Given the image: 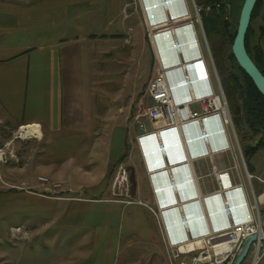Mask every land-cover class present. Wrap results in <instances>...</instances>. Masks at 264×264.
<instances>
[{
  "label": "crops",
  "instance_id": "0c3cea01",
  "mask_svg": "<svg viewBox=\"0 0 264 264\" xmlns=\"http://www.w3.org/2000/svg\"><path fill=\"white\" fill-rule=\"evenodd\" d=\"M122 4V0H0V129L16 130L37 124L41 134V138L31 140L32 143L28 140L21 149L19 157L23 163L17 168L19 184L10 181L14 177L9 174L10 168L0 162V188H18L28 198L54 206L50 218L57 231L75 227L70 220L76 216L77 226L92 220V243L86 235L78 240L72 254L65 253L63 240L50 245L51 252L59 251L62 259L65 255L89 264L101 262L111 253L105 244L108 229L111 230L107 220L112 211L131 206L139 209L143 229L127 235L124 249L141 247L146 252L145 264H152L156 254L166 262L160 219L149 210L154 211L155 207L140 198L138 171L133 161L138 162L147 182L148 178L139 151L138 160L130 161V167L125 166L128 181L131 168L135 177V197L127 203L112 195V181L123 156L125 139L122 143L120 132L116 141V132L121 129H107L105 114L101 116L98 112L97 56L116 38L115 31L107 32L122 17ZM114 119L115 116L110 120ZM222 157L231 164L230 154ZM209 167L206 160L193 163L197 175L207 172ZM27 172H33L34 177L22 179ZM39 178L47 183L42 185ZM53 184H59V188H53ZM199 186L203 194L212 189L207 183ZM89 204L108 206L109 210L82 212L81 208ZM70 205L79 209L70 212ZM57 236L56 232L54 241ZM95 244L97 248L98 244L101 246L96 256ZM114 256L115 253L113 259ZM56 258L52 264H58ZM8 263L2 253L0 264Z\"/></svg>",
  "mask_w": 264,
  "mask_h": 264
},
{
  "label": "rangeland",
  "instance_id": "374dc122",
  "mask_svg": "<svg viewBox=\"0 0 264 264\" xmlns=\"http://www.w3.org/2000/svg\"><path fill=\"white\" fill-rule=\"evenodd\" d=\"M187 1L190 6V0ZM193 1L197 7L202 9H205L207 6L211 8L212 6V4H205V0ZM130 2L131 0H122V13L133 11L132 7L126 8V5ZM240 3L241 0H228L227 3H221L223 9L225 6L228 8V10L226 8L224 9L227 11V14H224L223 17H227V20L232 24H236L239 19L238 14H240L242 7V5L240 6ZM228 4L231 5V8L228 7ZM82 10L85 11L86 8L82 7ZM130 14L131 15H127V18H119L114 27L109 28L107 34L114 33L115 31L117 35L113 42L106 44L105 48H103V52L101 53L102 55L99 54V56H97V68L99 75L96 79V99L100 101L98 112L101 116L105 114L107 129L115 127L120 128L122 131H117L116 136L121 132L122 143L125 139L123 149L124 157L121 159L118 166L122 165L129 167L131 166L130 161L136 159L138 160L139 149L136 147L137 144L134 137L138 135L139 130L134 124V120L136 115L142 112L145 106L148 105V99L144 96V91L146 89V84L151 77L154 63V56L146 38L141 17L135 13L130 12ZM206 16L208 15L202 13V20ZM196 30L199 35L201 48L204 53H206L204 43L200 35V30L197 26ZM207 42L216 73L222 85L223 97L226 106H228L224 91L226 90L225 79L228 71L235 70L233 67H230L229 62L226 59L229 56L231 46L226 45L224 50H222L223 54L221 60L227 69L226 72L225 69L221 67V57L218 55L221 43L208 36ZM256 43L260 46L262 52L264 53V42L259 43L256 40H252L250 46L253 44L256 45ZM205 59L208 63L207 55L205 56ZM208 66L211 72L213 84L216 87L213 69L209 64ZM113 116H115V119L110 120ZM229 116L230 118L232 117L231 113H229ZM146 127L149 128L148 125H146ZM233 127L239 142L240 151H242V149L246 146L255 144L259 137L263 138V136L252 134L248 126L243 122H239V124H235ZM5 129H8V134L7 132H5V134L0 133V154H4L2 158L3 161L0 162L4 163V167L10 168L9 174L14 176L10 181L19 184L17 181V168L23 163V159L20 158L19 155L22 153L21 149L28 144V140L31 141L33 139L23 140L16 138L15 133L17 129L14 130L12 127L2 128L0 131H5ZM231 130L233 131V129ZM117 138L118 136L115 137L116 141ZM29 143H32V141ZM8 153H10L11 156H9ZM246 160L250 173L254 176V179L251 182V188L244 179V186L247 195L249 196V200L252 203V193L257 196L261 194V192H264V183L261 181H264V149L259 148L250 157H247ZM133 162L136 164L138 171L137 177L141 188L140 198L147 205L154 207L150 188L148 186L149 184L146 179H144V175L142 174L141 169H139L140 165L138 162ZM31 176L34 177L33 172H27V175H23L22 179L24 177L30 179ZM258 178L261 180L259 181ZM0 190H2L0 191V255L2 253L6 255V260L9 261L8 264H52L53 259L56 258L55 256H57L56 259H58V264L61 262H64V264H89L86 260L79 262L77 259H69L67 258L69 256L65 255V258L62 259V255L59 251L56 253L51 252L52 250H50V245L52 242L54 245H58V242L60 243L61 240H63L67 248L65 253H74V248L78 246V240L83 239L86 235L90 237V241L94 240L92 220H88L87 224H84V226H77L78 220L76 216L74 220H70L71 222L73 221L74 225H76L75 227L64 230L58 229L57 231L51 223L52 218H50V213L52 212L51 209L54 206H50L47 202L36 201L33 198H28L24 195V190H19L18 188L6 190L5 187H1ZM37 192L41 194L43 193L42 190ZM70 206V212L75 209L76 211L79 209L77 205ZM259 208L262 216L264 204L259 206ZM108 210L109 207L104 205L89 204L81 208L82 212L88 211L90 213H100L102 211L107 212ZM107 222L109 223L111 230L108 229L109 235L107 236V242L105 245L111 249V253L109 255H105L103 261L98 263L94 261L92 264H145L144 260L146 258V252L141 247H134L130 251L124 249L127 241V235L131 231H140L143 229L139 209L131 206L125 210L121 208L120 211H112V215L109 217ZM56 232L58 233V236L56 237L57 241H54L53 237ZM97 250H101V246L99 244L98 248L95 244V256ZM114 253L115 256L113 259ZM126 253H128V258L125 260L124 257ZM252 261L253 255L252 252H249L242 264H252ZM152 264H166V262L160 255L156 254L153 258ZM257 264H264V254Z\"/></svg>",
  "mask_w": 264,
  "mask_h": 264
},
{
  "label": "built area",
  "instance_id": "2783aa9c",
  "mask_svg": "<svg viewBox=\"0 0 264 264\" xmlns=\"http://www.w3.org/2000/svg\"><path fill=\"white\" fill-rule=\"evenodd\" d=\"M158 1L163 5L164 8L165 1ZM175 1L176 2H174V7L172 9L182 11L179 15L186 16L182 19L177 18L174 20L179 26L178 29H181L183 25L190 28L189 35L191 37V41L185 49V52H181V61L178 58L179 62H176L175 64L171 63V66L164 67L162 65H165V61H162L160 59V62L158 63V60L154 58L151 77L148 80L146 89L144 91V96L148 99V105L145 106L142 112L136 115L134 120V124L139 130L138 135L135 137V141L137 146H139L138 149L140 151V156L143 164L144 166H147V162L145 161V156L147 155L146 148H151L154 150V147L145 145V141L148 138L155 136V134L159 132L167 133L171 131L178 133L182 129L186 131L187 125H192V127L189 128H192L193 130H195L197 127L204 145V147L202 146V149L199 148V145L196 146L195 150L192 152L191 148L194 145L191 146L189 144L188 132L178 137V140L181 142V146L183 148L182 155H184L185 153L187 155L186 157H190L192 159V161L190 162L194 163L197 161L206 160L210 163L209 170H213V160L217 155L230 154L231 157L234 158L235 154H237L239 156V159L242 161L241 151L236 143L232 142L230 132L229 136L226 134L227 129H232V127L230 122L227 126L228 120H230V118L225 110L226 103L223 97V91L219 87L218 75L213 68L211 52L206 47L205 39L201 36L207 57L210 62V67L213 69V76L216 87L213 84L209 66L203 56L199 38L196 37V33L192 30V28H194V26L192 27L193 23L199 24V22H196V17L198 16V12L196 10L197 6L192 3L191 0L190 6L187 0ZM136 2L138 6L136 5ZM222 4L215 3L212 4L211 7L218 8ZM143 6L145 10H148L146 4H143ZM127 7H132V10L141 9L139 0H131V2L126 5V8ZM189 7H192L194 9V14H192V10L189 12L186 11V9ZM225 8L227 7L225 6ZM209 9L210 7L207 6L206 10ZM152 23L153 22H151V24ZM148 29L157 32L156 34H161L157 28L151 29L150 25ZM175 32H177V30ZM167 33L171 34V32ZM170 40L173 43H176L174 38H171ZM176 44L180 45V48H183L180 43ZM171 73L173 74V82L172 79L169 82ZM179 74L181 76H179ZM146 125H148L149 128H147ZM27 131L28 129L26 128V126H21L17 128L15 137L23 140L39 139V137L37 136V131H34L32 135L27 133ZM148 133L152 134L146 135ZM211 135L214 137H218V142L214 143V145L218 144L221 145V147H217V150L211 149V146L206 144L207 137ZM157 146L159 150L164 151V145H162V143H157ZM187 149H190V152H188ZM3 155L0 154V161H3ZM8 155L11 156L10 153H8ZM160 158L162 161L165 160V158ZM180 161L181 160H177L176 163H174L173 167H169L171 169L170 171L172 173L179 172L178 175L181 178V175L184 174L183 169H188L187 172H189L190 175V171L188 168L189 162L185 161L184 165H181ZM171 163L166 164L167 167L170 166ZM233 167L230 166L232 175L236 180L234 186L231 188L223 187L222 189L218 190L217 193L212 192L211 194L207 195V197H210L208 198V200L210 202V209L212 210V216L210 217H214L211 219L213 223V226L211 225V227H213L212 230L208 228L207 232H204V225L200 227V223L203 217L201 218V220L196 218V216L200 218L202 212V210L200 211L201 206L199 205L197 199L189 204L186 203L182 205L183 209H187L188 213L186 215L189 216V221L190 215L193 216V218H191V221L197 226L196 229H188V231L186 232L187 237L182 240L177 239L182 235L179 232H176V229H174V226L178 224L177 220L175 221V225L171 226V218L168 217L166 220L163 217L161 218V207H159V205L157 207L154 204V211L152 210V208H149V210H151V212H153L154 215H156L160 219L167 264H232L237 250L240 248L245 238L251 235L258 236L257 241L251 244L249 251L252 252L253 255L252 264H257L259 262L262 255L264 254V238H260V235L262 234V232H264V223L262 222L263 220L259 208V206H262L264 204V199L260 200V197H263V195L259 194L256 196L254 193H252L251 197L253 201L258 203L259 205L253 206V211H251L250 206L248 205L249 196L247 197V192L245 191L246 189L244 190V187H241V183H239L240 181H242L241 175L236 166L233 165ZM157 169H161V179L164 180V183L161 184L163 186L166 185L168 191H171L170 188L175 190L177 178L172 175L168 176L169 174L167 173L166 166L164 164ZM146 173L149 180L150 177H152V174L147 169ZM193 177L196 178V175L194 174ZM39 180L41 181L42 185L47 183V180H45L44 178H39ZM158 187L159 186L156 184L155 186H153V189H158ZM192 187L194 189V194L196 193L195 197L203 196V194H201L200 192L199 187L196 188L194 187V185H192ZM53 188H59V184H53ZM158 190L160 191V187ZM233 192H238V196L241 198L237 199L238 206L240 207L234 209L230 213L229 208H227L226 202L225 205L224 203H222L224 205V208H222L221 195H224L223 197L225 201L235 204L236 196L232 197ZM172 193L175 195V199L177 200L176 203L178 202V200L180 201V193L178 194V197L176 196L175 192ZM187 193L188 192H186L185 194ZM154 194H156V191H154ZM112 195L117 199L124 200V202L127 203L131 201L129 193L128 174L125 166L120 165L116 169L112 184ZM165 200H167V197H165L164 201ZM215 200H221L219 205L220 210L222 212L226 211L227 213L226 215L217 214V217L219 218L218 222L216 221L217 217L214 216L216 214H214V209L212 207V201ZM157 203L159 204V202ZM197 205H199L198 211L196 207ZM185 206L188 207L185 208ZM237 216L239 217V219L237 218L238 221H236ZM183 219L185 221V216L182 217V220ZM186 222L187 221H185V223ZM167 227L169 228V231ZM169 232L171 233V236Z\"/></svg>",
  "mask_w": 264,
  "mask_h": 264
},
{
  "label": "bare ground",
  "instance_id": "6f19581e",
  "mask_svg": "<svg viewBox=\"0 0 264 264\" xmlns=\"http://www.w3.org/2000/svg\"><path fill=\"white\" fill-rule=\"evenodd\" d=\"M165 1V7L163 8V5L159 3L158 0H139V3L141 5V9H135L133 11H129V12H125L122 13V17H126L127 15H131V13H135L137 15H139L141 17L142 20V25L145 29V33H146V38L151 46L152 49V54L154 56V58L156 60H158V63L160 62V59L162 61H165V65H162L164 67L166 66H171V63L175 64L176 62H179L178 58L181 61V52L184 53L185 49L187 48V46L189 45L190 41H191V37H190V28L186 27L185 25L182 26L181 29H178L179 26L176 23V21L174 19L180 18L182 19L184 16L179 15L182 11H178L176 9H172L174 7V2H176L175 0H164ZM192 3H194L193 0H191ZM161 2V1H160ZM143 4L147 5L148 10L144 9ZM136 5L138 6L137 2ZM195 7V6H194ZM225 9V8H224ZM222 8V5H220L218 8L215 7H211L209 10L202 9L197 7L196 10L198 12V16L196 17V22L198 23H193L192 27L194 26V28H192V30L196 33V37L199 38V35L197 33L196 30V26L199 28L201 36L205 39V44L206 47L208 48V50H210L208 42H207V36L204 30V26H203V20L201 18V14L204 13L205 15H209L212 12L214 13H219L220 11H222L223 15L227 14V11L224 10ZM228 10V8H226ZM192 10V14L195 13L194 9L192 7H189L186 9L187 12ZM189 15V14H187ZM225 20H227V17H224ZM151 22H153L151 24ZM149 25L151 27V29H158L159 32L161 33L156 34L157 32H154L153 30L151 31L149 28ZM162 27V28H160ZM148 29V30H147ZM177 30V32H175ZM152 32V33H151ZM167 32H171V34H168ZM189 35V36H187ZM174 38L176 43H180L181 46L183 48H180V45L173 43L170 39ZM180 48V49H179ZM206 52V51H205ZM203 56L205 58V56L207 55L206 53H204V51L202 50ZM208 58V57H207ZM206 60V59H205ZM212 60V57H211ZM207 62V61H206ZM213 63V60H212ZM210 65L209 59H208V63ZM175 66V65H174ZM206 67V66H205ZM172 68V67H171ZM207 68V67H206ZM213 68L216 72L214 63H213ZM194 71V69H193ZM171 78H169V82L172 79L173 82V74H170ZM179 76H181L179 74ZM219 87L222 89V85L220 83L219 80ZM225 110L226 112L230 113L228 106H225ZM227 115V117H228ZM230 118V116H229ZM232 118V117H231ZM228 120L227 126L229 125V122L231 124V127L233 129V131L229 128V130L227 129V135L229 136V132L231 134V138H232V142H235L236 145L239 147V142L236 136V132L234 129V123H232L233 120ZM192 125L188 126L187 125V130L185 131L184 129H182L181 131H179L178 133L175 132H159L156 133L155 136H152L150 138H148L145 141V145L154 147V150L151 148H146L147 151V155L145 156V161L147 162V166H145V168L151 172L152 177H150V179L148 180L149 182V186H150V190L151 193L153 195V201L154 204L158 207H161L160 210V215L161 218L163 217L165 220L169 217L171 218V226L175 225V221L177 220L178 224H176L174 226V229H176V232H179L182 236H180L177 239H185L187 237V231L188 229L192 230V228L196 229L197 226L196 224H194L191 221V218H193V216L190 215V221H189V216L186 215L187 209H183L182 205L186 204V203H191L193 202L195 199H197L199 205L201 206L200 211L201 212V217H197L198 219L201 220V218L203 217L201 223H200V227H203V231L207 232V229L210 228L212 230L213 227H211V225L213 226V223L211 221L212 218L214 217H210L212 216V210L210 209V202L208 200L207 195L213 193H217L218 190L224 188H228V187H233L235 182H234V178L230 169V166L233 167V165L236 166V168L238 169L240 175H241V179L242 181H240L239 183H241V187H244L245 190V186H244V181L247 180L248 181V185L252 186L251 182L254 179V176L250 173L249 167L248 165L245 163L244 158L242 159V161L238 158L237 154H235L234 158L231 157V164H227L224 162V159H222L223 155H217L214 160H213V170H208L207 172L202 171L201 174L197 175L194 173V168H193V162L192 159L190 157H186L187 155L184 153L183 154V148L181 146V142L178 140V137L180 135L186 134L188 132V140H189V144L192 146L191 151L193 152L196 148V146L199 145V148L202 149L203 145V140H201L199 131L196 127L195 130H193ZM26 128L28 129L27 133L29 134H33L34 131H37V136L41 138V134H40V127L37 124H31V125H27ZM178 131V130H177ZM213 131V130H212ZM152 133H148L146 135H150ZM154 135V134H153ZM198 138V139H197ZM198 141V143H197ZM209 142V143H208ZM218 142V137H214V136H208L206 139V144L211 146V149H216L217 147H221V145H214V143ZM157 143L160 144L162 143L164 151L159 150ZM139 147V146H138ZM217 150V149H216ZM188 152H190V149H187ZM185 156V157H184ZM165 158V160H161V158ZM177 160H181L180 164L184 165L185 161L189 162V171H190V175L188 169L184 170V174L180 176L178 175V173H172L169 167H173L174 163H176ZM198 160V159H196ZM173 162V163H171ZM170 164V166L167 167L166 164ZM165 165L166 166V170L167 173L169 174L168 176H174L176 177V184H175V190H173L172 188L171 191H168V188L166 187V185H162L161 183H164V180L161 179L162 174H160L161 169H157L159 168L161 165ZM234 168V167H233ZM217 172V173H216ZM188 173V174H187ZM147 174V173H146ZM194 174L196 175V178L193 177ZM215 174V175H214ZM148 178V176H147ZM168 178V177H167ZM245 179V180H244ZM46 180V179H45ZM152 180V181H150ZM179 180V182H178ZM258 180L260 181L261 179L258 178ZM159 181V182H156ZM246 181V182H247ZM262 183L264 182L263 180H261ZM202 183H207V184H211L212 185V189L206 193H201L203 194L202 197H198L196 195V193L194 194V189L192 187V185H194V187H200L199 185H201ZM158 185L160 187V191L157 188L153 189V186ZM188 184V186H187ZM195 188V190H196ZM154 191H156V194H154ZM166 191V192H165ZM246 191V190H245ZM175 192L176 196L178 197V194L180 193V201L178 200V205L176 203V199H175V195L172 193ZM186 192H188L187 194H185ZM201 192V191H200ZM129 193H130V188H129ZM261 194L263 195V197H260V200L264 199V192H261ZM167 195V196H166ZM247 195V194H246ZM224 195H221V200L220 201H212V207L214 209V215L215 217H217V214H224L226 215V211H221L220 210V202H221V206L222 208H224L225 202L227 203V208H229L230 213L231 211H233L236 208H239L240 206H238V201L237 199H239L240 197L238 196V192H233L232 193V197L236 196V200H235V204H233L232 202H227L224 200ZM165 197H167V200L164 201ZM248 197V195H247ZM131 199V197H130ZM241 199V198H240ZM184 200V201H182ZM253 200V199H252ZM236 201H237V205H236ZM248 205L250 206V210L253 211V206H258L259 204L256 203L255 201H252V203L249 200L248 197ZM159 202V204L157 203ZM224 203V205L222 204ZM197 205V211L198 206ZM188 206H185V208ZM240 212V210H239ZM203 215V216H202ZM171 216V217H170ZM185 216V221H187L185 223L184 219L182 220V217ZM239 219V217L237 216L236 219ZM238 219L236 221H238ZM216 221H219V218L217 217ZM169 225V224H168ZM168 228V227H167ZM169 231V228H168ZM170 233V232H169ZM171 236V233H170ZM165 239V237H164ZM219 243V242H217Z\"/></svg>",
  "mask_w": 264,
  "mask_h": 264
},
{
  "label": "trees",
  "instance_id": "16d2710c",
  "mask_svg": "<svg viewBox=\"0 0 264 264\" xmlns=\"http://www.w3.org/2000/svg\"><path fill=\"white\" fill-rule=\"evenodd\" d=\"M227 2L228 0H205V4L208 5ZM260 8L261 6L258 8L256 7L257 14ZM203 26L206 36L221 43L218 55L219 57H221V67L227 72V69L221 60L223 54L222 50H224V47L226 45H232L233 39L236 34V24H232L228 20H225L222 11H220L219 13L212 12L211 14L206 16L203 19ZM244 47L247 55L249 56L255 67L264 76V53L262 52L260 46H258L257 43L256 45L253 44L252 46H250V44L248 43H244ZM226 59L228 60L230 67H233L235 69L234 71H228L225 79L226 90H224L233 123L235 125L239 124V122H243L248 126L252 134L263 136V139L260 140L258 144H252L242 149L241 152L245 163L247 164V157H250L259 148L264 149V96H262L258 92L250 78L238 66L232 55L231 47L229 56ZM243 86H245L247 89L246 112L247 117L249 118L248 121L246 120V116L244 114L241 103V92ZM260 138L261 137H259L258 139ZM123 157L124 155L121 157V159H123Z\"/></svg>",
  "mask_w": 264,
  "mask_h": 264
},
{
  "label": "water",
  "instance_id": "95a60500",
  "mask_svg": "<svg viewBox=\"0 0 264 264\" xmlns=\"http://www.w3.org/2000/svg\"><path fill=\"white\" fill-rule=\"evenodd\" d=\"M255 1L256 0H244L242 4L238 23H237L236 34H235V37L231 45V52L238 66L250 78L255 88L258 90V92L262 96H264V76L255 67V65L253 64V62L247 55L245 51V47H244V37H245V33L249 25L250 15H251L253 6L255 4ZM262 2L264 5V0ZM260 15L261 17L264 16V9L261 11ZM259 31H260V34L262 35L264 31V18H263L262 26L259 28ZM246 102H247V89L245 86H243L242 92H241V103H242L244 114L246 116V120L248 121L249 118L247 117V112H246ZM262 139L263 138L257 139L255 144H258L260 140ZM129 186L132 192L131 198H134L135 196L133 192L135 190V177H134L132 169H130ZM262 219L264 223V209L262 213ZM260 238H264V232H262V234L260 235ZM257 239H258V236L256 235H251L245 238L240 248L236 252L235 257L232 261V264H242V262L245 260V258L249 254L251 244L257 241Z\"/></svg>",
  "mask_w": 264,
  "mask_h": 264
},
{
  "label": "flooded vegetation",
  "instance_id": "af4514ba",
  "mask_svg": "<svg viewBox=\"0 0 264 264\" xmlns=\"http://www.w3.org/2000/svg\"><path fill=\"white\" fill-rule=\"evenodd\" d=\"M263 0H256L255 4L253 6L251 15H250V20H249V25L247 28V31L245 33V37H244V43H248L250 44L252 42V40H256L259 43L264 42V31L263 34H260L259 28L262 26V22H263V17H261V11L264 9V5H263ZM244 0H241L240 6L243 4ZM261 8L258 10V14L256 13V7H260ZM228 7L231 8V5L228 4ZM240 8V7H239ZM239 11V10H238ZM239 15V14H238ZM239 18V16H238ZM237 23L238 20L236 22V29H237ZM257 32V35H256ZM256 35V36H255Z\"/></svg>",
  "mask_w": 264,
  "mask_h": 264
}]
</instances>
